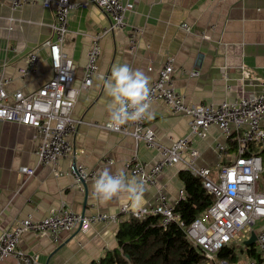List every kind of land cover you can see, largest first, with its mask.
Wrapping results in <instances>:
<instances>
[{"label":"crops","instance_id":"1","mask_svg":"<svg viewBox=\"0 0 264 264\" xmlns=\"http://www.w3.org/2000/svg\"><path fill=\"white\" fill-rule=\"evenodd\" d=\"M126 1L134 5L127 17L129 25L102 40L100 75L89 90L80 93L73 110V116L83 120L74 141L75 149L83 151L82 154H77L75 160L61 159L55 168L38 166L35 151L42 139L36 137L34 128L0 121V231L29 214L41 219L62 204L87 215L118 213L127 204L131 211H136L155 202L158 188L164 190L170 205L180 201L179 191L184 189L179 178L181 165L161 174L157 187H147L138 205L125 194L100 202L91 195L94 180L76 184L69 174L77 163L98 172L104 168L114 175L124 172L127 178L135 179L125 168L135 149L132 139L92 125L108 122L106 104L110 98L104 84L113 67L127 63L133 70L144 71L150 86L165 63L173 59V82L187 103H219L242 94L261 92L264 0ZM54 22V3L45 7L43 0L35 3L28 0L14 9L9 0H0V77L10 79L6 85L9 93L35 92L53 77L47 48L39 51L41 62L37 72L21 75L19 69L26 66L31 50L53 38ZM108 24V17L93 4L70 13L69 32L62 50L76 65L77 86L83 81L92 36ZM184 24L189 30L183 28ZM131 27L140 29V33H132ZM132 34L139 40L134 52L130 51ZM193 70H198L200 75L190 77L188 72ZM150 111L148 123L162 142L169 144L188 132V118L172 114L163 102L154 103ZM211 132L206 141L198 140L196 146L202 154L199 164L212 169L215 176L219 163L216 145L225 142V138L216 128ZM138 153L144 161L154 162L156 157V151L143 144ZM104 159L111 162L106 163ZM22 167L36 168L35 174L29 176L20 170ZM259 184L264 191V179ZM128 218L122 217L115 224L97 223L88 231H63L57 242L48 236L25 233L20 248L38 255L41 264H92L118 247L120 224ZM246 260L242 257L237 264ZM1 264H16V259L8 257Z\"/></svg>","mask_w":264,"mask_h":264},{"label":"built area","instance_id":"2","mask_svg":"<svg viewBox=\"0 0 264 264\" xmlns=\"http://www.w3.org/2000/svg\"><path fill=\"white\" fill-rule=\"evenodd\" d=\"M14 9L22 7L28 0H9ZM33 3L36 0H32ZM54 3L55 22L52 25L53 38L35 47L27 55L25 67L19 69L21 75L35 73L41 62L39 51L47 48L50 52L53 77L37 91L25 94L22 91L9 93L6 85L10 79L0 77V121L17 123L33 127L41 143L35 151L38 166H54L67 157L75 160L83 151L75 149L82 119L73 116L74 107L82 91L93 85L100 75L101 42L104 38L125 29L129 24L128 14L134 5L126 0H43L45 7ZM93 4L109 19L108 26L92 36V46L88 51V60L84 68V77L80 85L75 84L76 65L62 48L69 32V15L73 10L86 8ZM183 28L189 30L188 25ZM132 33L140 29L131 27ZM139 45L136 35L130 36V51ZM152 70V68H149ZM175 71L173 59H169L158 77L150 85V104L163 102L174 115L188 118L189 129L185 136L162 142L148 118L129 122L119 129L109 128L105 124L92 125L115 132L134 142L135 149L125 162L127 173L137 180H144L145 187H157L159 177L166 170L181 165L182 169L200 177L204 188L215 196V201L190 225L184 226L175 206L170 205L162 188L157 189L154 203L131 211L129 205H123L118 213H78L66 204L41 218L33 214L20 219L8 229L0 231V264L8 257H14L16 264H41L36 254H30L20 248L25 233H35L50 237L57 242L63 231L80 229L88 231L97 223L115 224L122 217L143 218L148 215L161 216L163 225L178 223L184 229L188 240L202 250L211 260H217L218 252L224 247L239 246L245 248L253 232L256 234V247L261 254L258 263L248 259L242 264H264V191L260 188V175L264 173V80L259 93L242 94L233 100L219 103H187L185 96L176 90L173 82ZM190 77H198V70L189 71ZM103 77V76H101ZM216 128L224 136L225 142L216 145L219 160L218 168L201 166V150L196 142L206 141L211 130ZM145 145L156 151L154 162L140 158L138 149ZM110 163V159H104ZM22 172L33 176L36 168L22 167ZM76 184L95 180L98 171L88 169L84 164L75 163L69 172ZM57 175L62 173L57 172ZM180 200L186 199L184 189L179 191ZM262 223L253 229L257 222ZM241 235V236H240ZM221 264H229L223 261ZM237 264V263H236Z\"/></svg>","mask_w":264,"mask_h":264},{"label":"trees","instance_id":"3","mask_svg":"<svg viewBox=\"0 0 264 264\" xmlns=\"http://www.w3.org/2000/svg\"><path fill=\"white\" fill-rule=\"evenodd\" d=\"M186 199L175 205L184 226L192 224L215 201V196L203 186L200 177L181 170ZM161 216L143 218L130 216L120 224L117 233L118 247L92 264H208L206 254L187 238L185 229L178 223L163 225ZM242 257L261 261L256 243L245 248L233 245L221 249L216 259L236 264Z\"/></svg>","mask_w":264,"mask_h":264},{"label":"clouds","instance_id":"4","mask_svg":"<svg viewBox=\"0 0 264 264\" xmlns=\"http://www.w3.org/2000/svg\"><path fill=\"white\" fill-rule=\"evenodd\" d=\"M149 77L140 69L133 70L127 63L113 67L105 80V91L110 98L106 104L108 127L119 129L129 122L151 116ZM144 180L129 179L124 172L112 174L108 168L100 170L92 184L91 195L100 202H108L125 194L138 205L146 190Z\"/></svg>","mask_w":264,"mask_h":264},{"label":"rangeland","instance_id":"5","mask_svg":"<svg viewBox=\"0 0 264 264\" xmlns=\"http://www.w3.org/2000/svg\"><path fill=\"white\" fill-rule=\"evenodd\" d=\"M213 172H214V171H213ZM263 179H264V173L261 174L260 179H259V182L261 183V182L263 181ZM260 223H262V222H261V221L257 222V224L254 226L253 229H256V228L259 226ZM240 236H241V235H240ZM250 238H252V240H255V239H256V234L251 235ZM222 262H223V261H219V263H218L217 260H213V261L209 260V263H208V264H221Z\"/></svg>","mask_w":264,"mask_h":264},{"label":"water","instance_id":"6","mask_svg":"<svg viewBox=\"0 0 264 264\" xmlns=\"http://www.w3.org/2000/svg\"><path fill=\"white\" fill-rule=\"evenodd\" d=\"M82 183H86V182L85 181H82ZM253 234H255V232H253L252 235ZM255 241H256V239L255 240H252V238H251L250 240L246 241V245H252Z\"/></svg>","mask_w":264,"mask_h":264}]
</instances>
